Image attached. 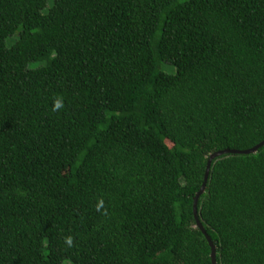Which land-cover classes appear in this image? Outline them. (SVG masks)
Instances as JSON below:
<instances>
[{"label": "trees", "instance_id": "16d2710c", "mask_svg": "<svg viewBox=\"0 0 264 264\" xmlns=\"http://www.w3.org/2000/svg\"><path fill=\"white\" fill-rule=\"evenodd\" d=\"M263 140L264 0H0V264H212ZM197 215L264 264V145Z\"/></svg>", "mask_w": 264, "mask_h": 264}, {"label": "water", "instance_id": "95a60500", "mask_svg": "<svg viewBox=\"0 0 264 264\" xmlns=\"http://www.w3.org/2000/svg\"><path fill=\"white\" fill-rule=\"evenodd\" d=\"M262 145H264V140L261 141L259 144L253 146L250 149H246V150H237V149H224V150H219L217 152H214L210 155L208 162H207V167H206V172H205V177H204V182L200 188V190L196 193L195 197H194V202H193V211H194V215H195V219H196V225L197 227H199L201 229V231L204 233V235L207 238V241L210 245L211 248V258H212V264H216V246L214 244V241L211 239V237L207 234L205 228L203 227L202 223L200 222L198 215H197V203L199 200L200 195L204 192L205 187H206V180L208 177V172H209V168H210V163L212 161V159L218 155H222L225 153H251V152H255L259 147H261Z\"/></svg>", "mask_w": 264, "mask_h": 264}, {"label": "clouds", "instance_id": "9594fccd", "mask_svg": "<svg viewBox=\"0 0 264 264\" xmlns=\"http://www.w3.org/2000/svg\"><path fill=\"white\" fill-rule=\"evenodd\" d=\"M62 107V101L60 100H57L55 105H54V108H53V111H55L56 109ZM67 243H71V238H68V240L66 241Z\"/></svg>", "mask_w": 264, "mask_h": 264}]
</instances>
